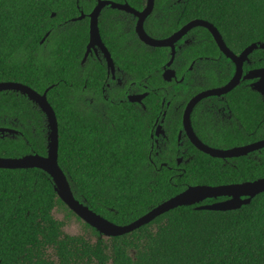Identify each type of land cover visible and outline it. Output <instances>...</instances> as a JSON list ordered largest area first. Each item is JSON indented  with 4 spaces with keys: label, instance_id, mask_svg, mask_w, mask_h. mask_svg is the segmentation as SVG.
I'll return each instance as SVG.
<instances>
[{
    "label": "flooded vegetation",
    "instance_id": "flooded-vegetation-1",
    "mask_svg": "<svg viewBox=\"0 0 264 264\" xmlns=\"http://www.w3.org/2000/svg\"><path fill=\"white\" fill-rule=\"evenodd\" d=\"M196 5L195 0H0V87H6L0 89V142L23 141L32 151L43 138L46 149V116L28 92L45 94L59 140L58 116L71 118L55 109L63 91L69 112L79 113L83 125L101 128L99 133L115 127L118 113L138 116L144 163L156 174L167 169L181 178L199 156L235 172H240L239 159L259 162L264 149L223 159L199 148L227 151L264 140L262 117L246 116L257 107L248 108L247 99L264 103L252 89L256 80L221 91L234 65L206 28L185 30L196 20L209 23L193 16ZM251 55L243 75L262 69H247ZM60 169L71 188L68 173ZM51 214L63 222L62 232L73 235L77 227L82 232L83 223L68 211L54 208Z\"/></svg>",
    "mask_w": 264,
    "mask_h": 264
},
{
    "label": "trees",
    "instance_id": "trees-1",
    "mask_svg": "<svg viewBox=\"0 0 264 264\" xmlns=\"http://www.w3.org/2000/svg\"><path fill=\"white\" fill-rule=\"evenodd\" d=\"M195 1L193 16L214 25L234 53L264 43V0ZM251 61L247 69L264 68V51H255ZM228 72L224 82L233 70ZM60 93L55 109L71 118L58 116L59 165L69 175L75 198L115 225L136 221L186 185L264 178V153L259 162L239 159L240 172L199 156L181 178H173L167 169L156 174L144 163L138 116L118 113L115 127H102L99 133L101 128L85 126L79 113L69 112ZM247 102L248 108L257 105L246 116L262 117L264 139V105L255 99ZM43 140L32 151L23 141H1L0 157L45 155ZM54 208L75 216L57 197L47 174L38 169L0 170V264H264V193L234 211L179 207L131 233L110 238L77 216L83 223L81 234L62 232L63 222L51 214Z\"/></svg>",
    "mask_w": 264,
    "mask_h": 264
},
{
    "label": "water",
    "instance_id": "water-1",
    "mask_svg": "<svg viewBox=\"0 0 264 264\" xmlns=\"http://www.w3.org/2000/svg\"><path fill=\"white\" fill-rule=\"evenodd\" d=\"M199 26L206 28L213 36L217 45L223 50V53L229 57L234 65V73L229 84L221 90L227 92L238 85L242 80H256L252 89L258 92L264 103V68L254 69L243 75V65L248 61V57L257 50L264 51V43L257 42L246 47L241 54L235 55L223 43L222 37L217 29L204 21L196 20L191 22L187 28ZM184 30V31H185ZM94 34H92L93 36ZM91 36V37H92ZM6 87H0V89ZM18 88V87H15ZM23 92H28V89L23 87ZM28 98L36 103L39 109L45 114L47 122V146L46 156L38 154L25 155L18 158H3L0 157V170H30L38 169L49 176L52 181L54 192L61 202L87 225L95 229L103 238L120 237L134 230L150 224L159 216L174 210L179 207L196 206L198 211H216L227 212L240 209L242 206L250 204L251 200L264 193V178L254 181H248L241 184H232L224 186H194L188 187L186 190L168 199L167 201L159 204L144 216L136 221L123 226H118L103 218L102 216L94 213L87 205L79 202L74 197L69 183L59 167L58 152V123L54 110L51 108L46 100L45 94L40 96L28 92ZM204 153L217 158H233L246 156L250 152L258 149H264V140L247 145L240 148H233L227 151H220L210 149L204 146L199 147ZM220 197H228L230 200L223 202H216L213 204L202 205L206 200L217 199ZM245 197V198H243ZM201 204V205H200Z\"/></svg>",
    "mask_w": 264,
    "mask_h": 264
},
{
    "label": "rangeland",
    "instance_id": "rangeland-1",
    "mask_svg": "<svg viewBox=\"0 0 264 264\" xmlns=\"http://www.w3.org/2000/svg\"><path fill=\"white\" fill-rule=\"evenodd\" d=\"M81 232H80V229H79V227H77V232L75 233V234H73V235H79ZM48 254H51V252L50 251H48Z\"/></svg>",
    "mask_w": 264,
    "mask_h": 264
}]
</instances>
